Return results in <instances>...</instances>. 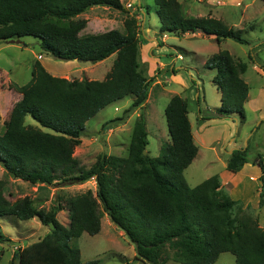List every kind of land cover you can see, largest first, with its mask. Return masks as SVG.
<instances>
[{
	"label": "trees",
	"instance_id": "obj_1",
	"mask_svg": "<svg viewBox=\"0 0 264 264\" xmlns=\"http://www.w3.org/2000/svg\"><path fill=\"white\" fill-rule=\"evenodd\" d=\"M154 5L161 35L201 31L214 36L218 44L227 38L249 44L242 29L229 27L220 19L184 15L179 0H154ZM94 6L128 14L121 0H0V41L33 37L43 52L62 60L98 62L116 54L103 80L54 76L35 61L31 79L14 85L21 98L0 134V164L13 177L30 184L65 186L93 179L103 211L134 245L144 264L169 260L214 264L223 252L234 255V264H264V228L251 206L232 199L217 174L193 187L184 178L198 147L187 100L180 95H172L164 108L169 141L161 144L157 156L143 154L148 139L141 112L134 121L125 156L100 153L89 167L74 157L90 118L126 96L133 97L130 108H143L150 85L140 69L137 14L124 18L123 31L112 28L82 34L87 20L77 16ZM204 65L215 71L212 83L220 92L215 115H238L244 121L249 86L242 75L248 63L219 50ZM261 67L264 70V64ZM26 116L37 125L27 124ZM263 156L264 152L258 153L254 160L262 173ZM246 162V148H234L226 169L236 173ZM263 203L264 179L258 206ZM62 209L68 211L67 225L56 217ZM102 215L90 189L68 197L63 204L56 199L51 209L45 210L34 207L28 195L10 201L0 180V219L16 226L37 218L51 227L43 238L15 251V264H97L98 260L82 261L71 240L83 232L97 234ZM7 241L11 239L0 228V243Z\"/></svg>",
	"mask_w": 264,
	"mask_h": 264
},
{
	"label": "rangeland",
	"instance_id": "obj_2",
	"mask_svg": "<svg viewBox=\"0 0 264 264\" xmlns=\"http://www.w3.org/2000/svg\"><path fill=\"white\" fill-rule=\"evenodd\" d=\"M180 2L186 16H212L229 27L242 29V37L249 44H241L230 38L222 39L218 44L215 37L206 36L201 31L195 32L198 35H161L154 0H122L128 14L106 6H94L80 13L77 18L87 20L82 34L112 28L123 31L124 18L137 14L140 25V69L150 85L143 108H130L133 97L126 96L108 104L90 118L85 124L81 142L74 148V157L81 165L89 167L100 153L125 156L134 121L141 112L146 119V152L152 157L157 156L161 144L169 141L164 108L169 98L178 94L187 99L188 118L198 147L196 157L183 172L187 184L193 187L214 174L219 176L220 181H225L229 175H237V179L241 181L240 186L232 189L229 184L231 187L226 190L224 186L227 185L224 184V189L231 197L238 195L233 199L240 200L244 206L250 205L253 216L264 228V203L262 207H253L250 201L252 186L261 184V191L264 179V173L254 162L257 154L264 152V70L261 67L264 64V0ZM128 4L131 6L128 7ZM139 6L144 9H138ZM187 8H190L189 11ZM219 50H227L232 57L248 63V69L243 75L249 85L250 96L245 105V119L241 121L238 115L203 119L205 126L200 128L199 123H196V118L200 121L198 112L204 113L209 108L211 114L215 115L213 108L220 105V92L212 83L215 71L204 65ZM115 55L114 53L98 62L62 60L43 52L33 37L26 36L10 42L0 41V134L4 132L5 122L14 104L21 98L14 85H23L31 79L35 61H40L54 76L69 80H103ZM25 122L37 125L30 116L25 117ZM232 147L246 148L247 162L238 173H231L226 169L227 151ZM249 176H255L256 180H251ZM0 180L10 201L16 202L28 195L33 199L34 207L45 210H50L56 199L63 204L68 197L90 189L103 215L101 229L97 234L83 232L71 240V244L79 248L82 261L98 260L97 264H144V260L136 256L134 245L103 211L95 195L93 179L65 186L30 184L13 177L0 164ZM56 217L64 225L69 222L66 209L57 211ZM12 224L10 220L0 219L2 232L11 239L0 243V264H15V251L43 238L51 228L41 224L37 218L20 221L16 226ZM234 261L233 254L223 252L214 264H234ZM165 264L180 263L169 260Z\"/></svg>",
	"mask_w": 264,
	"mask_h": 264
},
{
	"label": "crops",
	"instance_id": "obj_3",
	"mask_svg": "<svg viewBox=\"0 0 264 264\" xmlns=\"http://www.w3.org/2000/svg\"><path fill=\"white\" fill-rule=\"evenodd\" d=\"M180 1V0H179ZM121 2H122V0H121ZM181 3V2H180ZM181 5H182V3H181ZM189 9L190 8H187V11H189ZM191 9H193L192 7H191ZM141 10V9H140ZM143 31H144V27H143ZM198 35L197 33H186L185 35ZM212 36V35H211ZM212 37H214V36H212ZM150 39H152V38H150ZM163 39V38H162ZM247 69H248V67H247ZM247 71V70H246ZM245 74V73H244ZM243 74V75H244ZM243 75H242V77H243ZM244 79V78H243ZM249 86V85H248ZM184 98V97H183ZM248 98H250V96H249V91H248V96H247V99ZM170 99V98H169ZM187 100V99H186ZM248 101L246 100L245 102H244V109H245V105H246V103H247ZM215 108V107H214ZM213 108V109H214ZM189 112V111H188ZM211 112L212 111H210L209 110V108H207V110L205 111L204 110V113H201V111H199L198 113H199V119H200V121H198L197 120V118H196V123H199V125H200V128L201 127H203V126H205V122H203L202 120L204 119V118H208V119H206V120H210V119H216V118H219V117H217L216 115H214V114H211ZM223 118V117H222ZM190 121V120H189ZM191 124V123H190ZM191 129H192V127H191ZM192 135H193V140H194V134L192 133ZM232 150L234 149V147H232L231 148ZM230 149V150H231ZM229 150V151H230ZM229 151H227V157H226V160H227V158H228V155L230 154L229 153ZM198 153V152H197ZM196 157V156H195ZM263 160H264V156H263ZM193 161V160H192ZM227 162V161H226ZM246 164V163H245ZM244 166V165H243ZM243 166H242V168H243ZM242 168L238 171V172H241V170H242ZM228 171V170H227ZM230 172V171H229ZM238 172H236V173H238ZM231 173H233V172H231ZM237 175H229V177H227L226 178V180L225 181H221V184H222V186H224V184L225 185H227V186H224L225 188H226V190L228 189V188H230L231 186L233 187L232 189H234V188H236V187H239L240 186V184H241V181L240 180H238L237 179V177H236ZM249 178L251 179V180H253V181H255L256 180V178H255V176H249ZM258 179V178H257ZM247 183V182H246ZM246 183H244V185L246 184ZM231 186H230V185ZM260 186H261V184H254L253 186H252V189H251V193H252V198H251V202H252V206L253 207H257L258 206V202H259V189H260ZM244 187V186H243ZM231 192H233V191H231ZM238 196V195H237ZM237 196H230L232 199L233 198H236Z\"/></svg>",
	"mask_w": 264,
	"mask_h": 264
},
{
	"label": "water",
	"instance_id": "obj_4",
	"mask_svg": "<svg viewBox=\"0 0 264 264\" xmlns=\"http://www.w3.org/2000/svg\"><path fill=\"white\" fill-rule=\"evenodd\" d=\"M232 149L229 151V153H231ZM146 150H143V154H146ZM16 262V261H15Z\"/></svg>",
	"mask_w": 264,
	"mask_h": 264
},
{
	"label": "built area",
	"instance_id": "obj_5",
	"mask_svg": "<svg viewBox=\"0 0 264 264\" xmlns=\"http://www.w3.org/2000/svg\"><path fill=\"white\" fill-rule=\"evenodd\" d=\"M217 2H218V3H220L219 1H217ZM127 6H128V7H130V6H131V4H128Z\"/></svg>",
	"mask_w": 264,
	"mask_h": 264
}]
</instances>
